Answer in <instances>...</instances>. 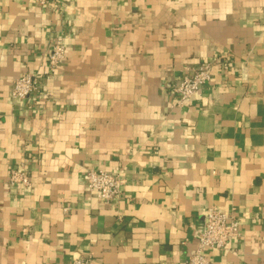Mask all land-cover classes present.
<instances>
[{
    "label": "crops",
    "instance_id": "crops-1",
    "mask_svg": "<svg viewBox=\"0 0 264 264\" xmlns=\"http://www.w3.org/2000/svg\"><path fill=\"white\" fill-rule=\"evenodd\" d=\"M204 62L212 81L176 105ZM24 72L40 86L14 99ZM90 168L122 198L90 191ZM212 205L241 227L213 264H264V0H0V264H186Z\"/></svg>",
    "mask_w": 264,
    "mask_h": 264
},
{
    "label": "built area",
    "instance_id": "built-area-1",
    "mask_svg": "<svg viewBox=\"0 0 264 264\" xmlns=\"http://www.w3.org/2000/svg\"><path fill=\"white\" fill-rule=\"evenodd\" d=\"M67 50L63 38L58 35L52 42L47 54V71L45 75L56 73ZM210 62H204L185 71L171 85L176 105L183 106L192 99L201 87L212 81ZM41 83V76L31 72L21 74L13 84L11 96L25 99L34 93ZM11 185L30 186L31 181L25 169H13L9 178ZM86 184L104 202L112 203L122 198L126 179L119 173L102 168H90L86 173ZM241 235L239 215L235 208L224 210L218 206H209L205 212L203 227L199 233L195 250L186 260V264H213L207 252L212 249L225 248L230 240ZM68 264H95L90 254L73 258Z\"/></svg>",
    "mask_w": 264,
    "mask_h": 264
}]
</instances>
